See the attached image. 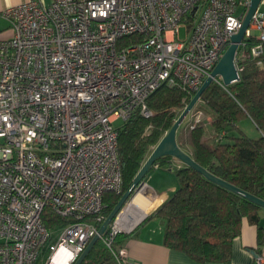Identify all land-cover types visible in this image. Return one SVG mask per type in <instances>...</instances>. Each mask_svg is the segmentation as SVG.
<instances>
[{
    "label": "built area",
    "instance_id": "built-area-1",
    "mask_svg": "<svg viewBox=\"0 0 264 264\" xmlns=\"http://www.w3.org/2000/svg\"><path fill=\"white\" fill-rule=\"evenodd\" d=\"M248 6L249 0H27L3 11L11 35L0 39V264L76 261L106 219L104 195L122 192L114 122L136 111L149 117L147 99L161 85L193 96ZM131 35L141 39L120 42ZM249 38L256 42L239 51ZM262 53L264 12L257 9L238 44V74L239 58ZM131 201L98 238L116 264L124 263L125 249L115 253L111 241L136 224L120 225ZM45 208L68 221L47 228ZM257 254L255 263L264 264V251Z\"/></svg>",
    "mask_w": 264,
    "mask_h": 264
},
{
    "label": "trees",
    "instance_id": "trees-1",
    "mask_svg": "<svg viewBox=\"0 0 264 264\" xmlns=\"http://www.w3.org/2000/svg\"><path fill=\"white\" fill-rule=\"evenodd\" d=\"M141 35L126 36L120 42L138 41ZM119 42V43H120ZM249 48L256 41L245 40ZM260 59L261 66L256 65ZM240 79L228 86L212 81L202 92V109L213 114L207 129L200 107L192 111L201 119L190 122L180 130L179 146L200 166L224 181L264 199V53L260 57L247 55L238 59ZM183 87L161 85L147 99L149 117L136 111L118 127L117 152L122 169V192L106 193L103 198L105 217L152 151L171 128L175 119L191 99ZM194 108V107H193ZM249 118L260 132L252 138L245 134L239 122ZM193 125L191 127L190 125ZM172 156L158 158L154 164L170 170L176 189L154 211L164 222V245L181 251L196 262H229L232 240L240 235L244 217L257 224L258 253L264 250V227L258 225L260 206L208 180L201 173ZM47 228L66 223L48 208L42 214ZM129 233H118L111 241V249L118 253ZM80 264H116L111 250L101 241L90 249Z\"/></svg>",
    "mask_w": 264,
    "mask_h": 264
},
{
    "label": "crops",
    "instance_id": "crops-1",
    "mask_svg": "<svg viewBox=\"0 0 264 264\" xmlns=\"http://www.w3.org/2000/svg\"><path fill=\"white\" fill-rule=\"evenodd\" d=\"M24 1L27 0H0V39L8 38L11 35L9 22L3 16V11ZM41 1L47 5L53 0ZM258 11L264 12V0L259 4ZM198 102L201 103L200 100ZM240 129L247 134L242 127ZM180 130H183V127ZM257 131L259 132L258 129ZM177 133L181 134L180 131ZM177 133L176 140L179 144L180 136L177 137ZM174 165L179 166L180 161H174ZM143 182V195L148 203L144 207L145 200L140 195L136 196V203L144 208L138 207L133 202L135 205L133 217L139 215L140 217L129 232V238L124 245L125 261L123 264H256V257L251 253V250H254L255 253L259 251L256 242L257 224L250 222L247 217L242 219L240 235L232 240L229 262H196L183 252L166 247L164 245V222L153 213L176 189L175 178L170 170L152 165L144 176ZM257 216L258 225L264 227V208L257 211Z\"/></svg>",
    "mask_w": 264,
    "mask_h": 264
},
{
    "label": "water",
    "instance_id": "water-1",
    "mask_svg": "<svg viewBox=\"0 0 264 264\" xmlns=\"http://www.w3.org/2000/svg\"><path fill=\"white\" fill-rule=\"evenodd\" d=\"M262 0H249L248 9L243 17L241 27L239 30L232 34L230 37V43L227 46L226 50L212 69L210 75L203 81L199 89L194 93L189 102L180 112L178 117L175 119L171 128L164 134V136L158 141V143L153 147L152 151L148 155L147 159L142 164L141 168L135 175L133 181L122 194L116 205L113 207L111 212L108 214L106 219L100 225L98 229V234L95 235L87 244L83 252L79 255L76 261L73 264H80L93 245L97 242L99 235L103 234L112 219L120 211V209L131 200V198L139 191L141 185L144 183L143 179L148 170L152 167L154 162L163 156H172L177 158L182 163L193 168L197 172L201 173L208 180L238 194L239 196L251 201L252 203L264 208V199H261L247 191L232 185L223 179L211 174L205 168L200 166L189 153L184 151L177 143L176 133L186 116L191 112L195 104L200 100L202 92L209 86V84L214 81L216 77L221 78L222 83L225 86H228L232 83L237 82L240 79L238 71L235 65V55L237 52L238 44L242 41L245 30L248 28L252 15L258 9L259 4ZM251 253L256 257L258 254L254 250H251Z\"/></svg>",
    "mask_w": 264,
    "mask_h": 264
},
{
    "label": "rangeland",
    "instance_id": "rangeland-1",
    "mask_svg": "<svg viewBox=\"0 0 264 264\" xmlns=\"http://www.w3.org/2000/svg\"><path fill=\"white\" fill-rule=\"evenodd\" d=\"M183 36H184V31H183V28H181V30H180V37H183ZM202 106L203 105L201 103L199 104V102H197L195 104L193 110L196 107H200L202 109ZM202 110L204 111V112H202V119H206L207 120V122H206L207 129H209V122L212 120L213 114L210 111H205L204 109H202ZM191 112L186 116V118L184 119V121L182 122V124L180 125V127L178 128L177 132L180 131L181 127H185V126H187L190 123L191 118H192L191 117V115H192ZM120 124H121V121L120 120H116L114 122V126H116V127H118ZM238 124H239L240 127H242L245 130V132L247 133L248 136H250L252 138H257L259 136L260 133L257 131V128L255 127V125L252 123V121L250 119L245 118L242 121H240ZM210 131L211 130L209 129V132ZM142 193H144V191H142ZM139 217H140V215L137 216L136 218L139 219Z\"/></svg>",
    "mask_w": 264,
    "mask_h": 264
},
{
    "label": "bare ground",
    "instance_id": "bare-ground-1",
    "mask_svg": "<svg viewBox=\"0 0 264 264\" xmlns=\"http://www.w3.org/2000/svg\"><path fill=\"white\" fill-rule=\"evenodd\" d=\"M140 195L144 198L145 202H144V207L146 206V204L148 203L147 199L144 197L143 193L137 192L133 197H132V201L129 204V206H127L124 210V212H122L121 214V218H120V225L122 228L124 229H129L134 223H136V221L138 220L136 217H133L134 213H135V205L134 203L141 208H144L143 206L139 205L138 203H136V196ZM134 202V203H133ZM143 214V213H141ZM132 216V218H131ZM137 219V220H135Z\"/></svg>",
    "mask_w": 264,
    "mask_h": 264
}]
</instances>
